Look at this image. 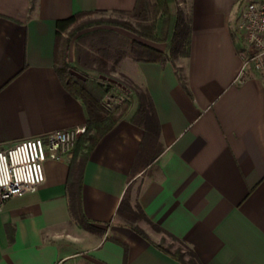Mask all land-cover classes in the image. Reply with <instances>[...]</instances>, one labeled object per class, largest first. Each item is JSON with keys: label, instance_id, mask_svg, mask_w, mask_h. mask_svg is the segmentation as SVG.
<instances>
[{"label": "crops", "instance_id": "obj_1", "mask_svg": "<svg viewBox=\"0 0 264 264\" xmlns=\"http://www.w3.org/2000/svg\"><path fill=\"white\" fill-rule=\"evenodd\" d=\"M246 1L190 0L189 52L173 60L133 48L165 44L110 27L128 39L113 74L143 93L160 151L124 118L87 159L47 160L38 190L0 211V264H183L158 246L172 242L202 264H264V87L233 19ZM136 4L0 0V146L95 117L56 70L57 21Z\"/></svg>", "mask_w": 264, "mask_h": 264}, {"label": "trees", "instance_id": "obj_2", "mask_svg": "<svg viewBox=\"0 0 264 264\" xmlns=\"http://www.w3.org/2000/svg\"><path fill=\"white\" fill-rule=\"evenodd\" d=\"M97 12L106 13L82 11L59 19L56 24V70L66 87L75 95L82 97L95 113V117L89 118L85 132L78 138L73 148L72 160L79 154L84 160L87 159L99 139L124 118L147 126V140L143 141L142 148H152L158 154L160 150L154 141L156 137L152 134L154 124L151 120L154 116L149 113L143 93L113 74L117 61L124 54L128 39L117 35L110 27L127 29L150 42L165 44L167 50L162 51L140 40H133V48L138 52L153 54V58L158 60H173L177 54L189 52L190 41L188 38L185 39L188 19L177 0H137L132 10L112 11L130 15L138 21L137 25L128 19L116 17L83 19L84 16ZM112 32L116 34L117 39L122 40L121 44L109 38ZM72 43L75 47H72ZM112 88L128 94V100L115 112H109L102 106V100ZM135 102L137 108L132 109ZM126 203L125 199L121 206ZM135 222L130 223L132 229L149 239L145 230ZM158 246L183 264H202L192 248L186 247L185 252L182 249L172 250L160 244Z\"/></svg>", "mask_w": 264, "mask_h": 264}, {"label": "built area", "instance_id": "obj_3", "mask_svg": "<svg viewBox=\"0 0 264 264\" xmlns=\"http://www.w3.org/2000/svg\"><path fill=\"white\" fill-rule=\"evenodd\" d=\"M236 27L245 43L244 66H251L259 73L264 87V0H247ZM127 100L126 92L112 88L102 100V106L115 112ZM85 130L86 125H76L1 145L0 211L8 199L38 190L46 179L47 160L71 159L73 148Z\"/></svg>", "mask_w": 264, "mask_h": 264}, {"label": "rangeland", "instance_id": "obj_4", "mask_svg": "<svg viewBox=\"0 0 264 264\" xmlns=\"http://www.w3.org/2000/svg\"><path fill=\"white\" fill-rule=\"evenodd\" d=\"M177 2L180 4V7H181L182 12L184 13V15H187V13L189 12V0H177ZM242 6H243V4L241 3L240 6L236 8L235 14L233 15L234 22H237L238 21V18H239V15H240V11L242 9ZM102 16L103 17H116V18H121V19H128V20L134 22L136 25L138 23L137 20H135L134 18L132 19V17L130 15H128V14L115 13V12H112V11L111 12H106V13H99V12H97V13L89 14L87 16H84L83 19L94 18V17H102ZM109 38L110 39H113V41H116L117 40V42H119L120 44L122 43V40L121 39H117L118 37L114 33L113 34H110L109 35ZM72 47H75L74 46V43H72ZM72 51H73V49H72ZM72 56H73V54H72ZM165 244L170 245L167 242ZM171 244L173 245V248H175L176 250L183 249L185 252L187 250V248L184 245H182V244H180L178 242L177 243L176 242L175 243L172 242Z\"/></svg>", "mask_w": 264, "mask_h": 264}]
</instances>
